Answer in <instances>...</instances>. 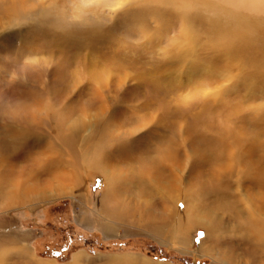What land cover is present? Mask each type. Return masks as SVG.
Segmentation results:
<instances>
[{"label": "bare ground", "instance_id": "6f19581e", "mask_svg": "<svg viewBox=\"0 0 264 264\" xmlns=\"http://www.w3.org/2000/svg\"><path fill=\"white\" fill-rule=\"evenodd\" d=\"M31 1L35 0H0V36L10 30L21 35L23 31H36L45 25L41 40L46 36L49 42L48 45L42 44L37 40L39 37H35L26 41L27 45H35L30 52L13 54V60L17 59L18 64L8 73V76L12 72L15 74L13 79L8 77L7 80L10 88L8 97L17 100L21 110L29 105L30 116L29 119L17 115L0 116L1 206L34 210L48 199L66 196L75 187L83 185L84 175L79 172L83 167L86 172H98L103 177L105 191L98 200V207L102 215L101 228L105 233L116 232L117 227L124 223L133 225L141 222L151 214L153 220L148 229L164 242L178 240L181 244L188 243L190 231L203 227L206 239L200 246L202 253L213 251V256L221 258L220 249L227 245L234 251L264 255L263 101L253 100L244 106L247 113L254 116H235L240 106L231 107L225 113L223 106L212 108L213 104L208 105L203 116H193L189 124L182 126L179 121L173 122L171 139L166 134L168 116H153L157 124L158 119L162 124L147 130L146 136L135 137L140 125L135 126L136 119L108 116L103 122L90 121L84 116H69L72 113L66 107L65 116L60 112V116L58 114L55 118L60 132V139L55 144L51 135L42 133V92L38 84L40 65L57 58L54 54L51 56L58 50L51 45L57 44L56 40L60 38L55 31L83 37L89 47L88 53L85 51L86 59L71 70L66 66L70 60L59 59L54 73H59L58 77L64 78L66 83L61 95L58 93L57 96L65 102L72 101L74 97L78 101L83 98L106 102L110 81L122 78L123 69L127 72L136 61L125 50V53L120 51V43L111 33L112 27L105 25L108 18H117L129 0H81L77 5L67 3L68 10L62 9L66 7H62L64 2L61 1L64 0H38L33 6ZM159 3L169 6L165 10L168 14L194 28L188 31L180 29L178 33L181 34L177 38H167L165 52L173 54L170 53L171 57L164 54L161 65H181L184 61H191L199 49L198 41L202 34L197 28L205 25L208 27L203 33L215 51L213 61L208 65L225 60L229 63L227 68H223L225 71L230 72L233 67L246 70L239 79H233V85L246 88V81L250 85V80H253L255 85L264 86V0H160ZM106 5L109 6L107 14L99 10ZM148 14L147 10H137L132 11L129 17L136 21L138 37L145 40L143 45L154 48L159 42L147 33L150 26L144 23L143 18ZM163 14L154 12L151 17L160 20ZM72 17L79 20L74 21ZM104 42L110 43L111 50L116 48L115 52L101 51L98 46ZM3 48L0 44V49ZM0 58L5 62L7 55L1 53ZM191 62L194 64L198 60ZM27 63L33 68L32 72L25 71ZM248 71L255 75L247 74ZM26 79L30 81L28 90L22 89ZM158 83L159 86L167 82L161 79ZM78 84L89 86L84 97L76 96L72 91V87ZM46 97L48 104L53 105V94ZM98 118L103 119L101 116ZM236 119L242 120L239 128L233 126ZM147 125L145 123L144 127ZM86 132L89 135L82 136ZM44 138L46 145L42 143ZM114 154H118V158ZM186 170L191 180L184 177ZM3 254L0 252V259ZM142 264L151 263L142 261Z\"/></svg>", "mask_w": 264, "mask_h": 264}, {"label": "rangeland", "instance_id": "374dc122", "mask_svg": "<svg viewBox=\"0 0 264 264\" xmlns=\"http://www.w3.org/2000/svg\"><path fill=\"white\" fill-rule=\"evenodd\" d=\"M37 1H31L33 4L30 3L33 6L37 4ZM80 1H61L62 3L64 2V6L62 7L66 6L62 9H69V6L67 7L66 5L67 3L77 5ZM157 1L160 2V0H129L126 6L119 11L116 19L111 20L108 18L105 23L108 28L112 27L111 33L116 35L114 38L120 43V51L130 54L131 57H134V60L136 59L134 66L128 69L127 72L123 69L121 73L122 78L118 77V79L110 81L109 87H111L107 88L108 99L106 102L100 100H82L83 98L78 101L75 97L72 101L65 102L57 96L58 93V95H61L60 91L64 89L66 81L64 78L58 77L59 73L55 74L54 69L62 61V58L70 60V63H66L69 70L75 68L81 60L86 59L85 55L88 53L89 47L84 42L83 37H78V35H62L59 31H55L56 36H60V38H57V44L51 45V48L54 49L56 47V50L58 47V50L52 53L51 56L54 54V57L57 58L54 61L51 60V63L44 61L40 65L41 72L38 81L39 89L41 88L40 91L42 92L40 98V103L42 104L40 108L42 133L45 136L51 135L55 144L60 139V132L56 126L55 118H57L58 114L60 116V112H63L65 116L67 109H70L72 113L69 116H73V118L84 116L86 120L89 118L88 120L90 121L100 120L103 122L108 116L136 119L138 122L135 126L140 125L135 133V137L139 135L146 136L145 132L155 127L157 123L156 119H152L153 116H168L166 120L168 122L166 134L171 139L173 138V130L170 126H173V122L179 121L182 126H184V123L189 124V120L192 121L193 116H203L208 105L213 104L211 105L212 108L223 106V112L231 107L240 106L235 116H254L247 113L246 107L248 103L253 100L263 101L264 103V89L262 88L264 86L255 85L252 83L253 80H250V85L252 86L247 85L246 81L247 87H245L249 91L243 88L242 85H233V79H239L241 73L246 74V70L241 71L233 67L234 69L232 68L230 72L225 71L223 68L229 66V63L225 60H218L213 63V66L208 65L211 60L213 61L215 54V51L209 46L205 38L206 35L203 33L208 26L196 25L202 34L198 41L199 49L196 55L191 57V61L198 60V62L193 64L188 58L189 61H184L181 65H175L176 63L167 66L161 65L163 57H171L173 54L169 51L165 52V48L167 47V42L165 41H168L167 38H177L181 34L178 33L180 29L188 31L189 29L194 30V28L184 23L180 18H175L168 14V10H165L169 6L157 3ZM158 8L160 10H157ZM99 10L107 14L109 6L106 5L99 8ZM128 10L130 12L127 13ZM137 10L148 11V16L143 18V20L145 24L150 26L147 33L154 38L153 40L159 42V47L156 45L154 48H148L143 45L145 40H141L142 37H138V25L134 19L131 20V17H129L132 11ZM154 12L155 14L164 13L163 18L158 20L151 17V14ZM72 20L78 21L79 18ZM115 22H117L116 25L112 26ZM44 29H46L45 25L39 27L36 31L20 30L23 31L21 35L10 30L0 36V44L5 47L0 49V54L7 55L5 62L0 58V116L17 115L26 116V119H29V105L25 106V110H21V105H19L18 101L8 97L10 88H8L7 80H9L8 77L13 79L12 77L15 76V74H12L14 72L11 73L12 76H8V73L13 66L18 64L17 59L13 60V54L18 55L20 52H30L35 45H27L26 41H31L35 37H39L37 40L40 41L46 31ZM51 34L53 32L49 35L51 36ZM41 41L42 44H49L46 36ZM110 46V43L104 42L98 47L101 51L114 53L116 48L113 47L111 50ZM69 47L71 49L73 47V49L70 51ZM146 57L151 61H148ZM41 58L43 59V57ZM60 58L61 60L59 61ZM25 71L32 72L33 68L27 63ZM247 74L255 75V73L249 71ZM161 79H165L167 83L158 86L157 83ZM226 79L228 81L231 80L228 82ZM256 79H258L257 76ZM29 82L28 79L24 80L22 89L28 90L30 87ZM120 82L122 83L120 84ZM55 88L56 90L52 91ZM72 91L76 96L84 97L89 92V86L74 85ZM52 94L54 96L53 105L48 104L46 97V95L50 97ZM216 96L218 97L216 98ZM69 104L70 106H68ZM159 104L160 106L164 104L163 107L161 106L163 109ZM245 105L246 107H244ZM98 116L103 117V119L101 120ZM186 118L188 120H185ZM158 122L159 124L157 125L162 124L159 119ZM145 123L148 125L144 127ZM241 124L242 120L236 119L233 126L239 128ZM83 135H89V132ZM42 143L46 145L45 138L42 139ZM114 155L118 158V154ZM79 172L84 175L82 186L79 188L75 187L72 193L69 192L66 196L54 200L48 199V201L39 205L34 210L28 207L18 209L13 208V206L3 207L1 206L2 203L0 204V252L4 253L0 259V264H142V261H147L151 264H262L264 262V255L241 252L240 250L234 251L231 246L227 245H225L226 248L221 247L220 249L223 255L222 257L220 256L221 258L215 257L216 255L213 256V251L202 253L200 246L206 239V232L203 227H196L190 231L186 240L188 243L181 244L178 240L172 241V243L164 242V240L155 236L153 231L148 229L151 219L153 220L151 214L146 219H141V222L134 223L133 225L124 223L122 224L123 226L117 227L116 232L105 233L101 228L102 215L98 207V200L103 196L105 191L103 177L98 172H86L83 167L80 168ZM184 174L187 180H191L188 170ZM187 180L186 182H188ZM230 250L233 251L230 253ZM78 257L80 258L76 259Z\"/></svg>", "mask_w": 264, "mask_h": 264}]
</instances>
